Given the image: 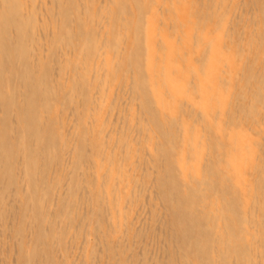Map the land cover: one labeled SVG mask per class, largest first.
I'll return each mask as SVG.
<instances>
[{
	"label": "bare ground",
	"instance_id": "1",
	"mask_svg": "<svg viewBox=\"0 0 264 264\" xmlns=\"http://www.w3.org/2000/svg\"><path fill=\"white\" fill-rule=\"evenodd\" d=\"M0 264H264V0H0Z\"/></svg>",
	"mask_w": 264,
	"mask_h": 264
}]
</instances>
